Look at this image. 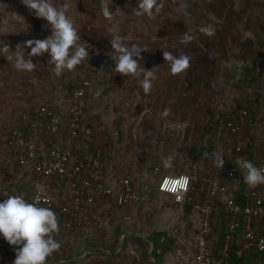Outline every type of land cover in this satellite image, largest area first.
<instances>
[{"label": "rangeland", "instance_id": "374dc122", "mask_svg": "<svg viewBox=\"0 0 264 264\" xmlns=\"http://www.w3.org/2000/svg\"><path fill=\"white\" fill-rule=\"evenodd\" d=\"M55 2L59 4L65 0ZM66 2L80 36L79 43L89 48L99 42L110 43L108 29H118L125 43H137L146 49L142 51L138 61L141 72L152 68L157 73V79L148 95H144L139 87L138 77L120 74L112 86L111 96L108 98V102H112L107 115L115 124L122 121L129 134L125 151L122 155L118 154L122 165L116 166V174L129 175L137 183L143 180L154 184L163 173L187 172L193 176L200 198H205L208 180L217 177L219 172L215 171L210 157L200 155L198 149L191 151V146L200 148L204 143L206 125L211 117L215 118L217 108L225 99L224 105L233 103L241 95L243 98L248 95L253 98L259 92L257 86L260 84L257 80L240 83L232 80L230 74L222 75L223 62L217 50L221 46L215 41L214 34L220 36L219 32H222L220 38H223L225 26H228L224 22L234 21L239 15L247 18L254 10L264 8V0H161V11L152 18L137 17L134 14L137 0H110L113 21H106L102 17L100 0ZM0 8L1 15L5 18L0 25V45L7 43L12 50L24 51L27 58L30 48L25 45V41L43 39L49 35L47 22L32 15L21 0H0ZM181 9L184 10V15L180 14ZM258 21L262 24L264 22ZM206 25H211L214 29L211 36L199 31L201 26ZM185 31L193 38L182 44L180 37ZM235 32L234 28H227L230 36H234ZM252 43L240 44L244 58L253 57L252 52L256 49ZM236 45L231 40L226 44L227 48L233 46L237 53ZM256 48L259 53L255 52V58H258L263 45L256 43ZM164 51L173 55H187L188 67L176 75L170 74L164 60ZM31 59L36 65L34 69L21 72L6 57L0 55V178L8 171L14 172L17 165L19 168L16 170H21L4 145L6 132L20 123L21 112L30 106L31 109L37 103H44L47 99L63 101L68 96L67 86L61 85L58 89L54 87V77L57 76L53 66L48 64V54L33 56ZM75 68L80 67L77 65ZM8 97L15 99L8 100ZM2 101L11 109L7 111ZM165 110L168 115L162 116L161 113ZM117 113L119 118H116ZM97 121L96 127L99 128V119ZM241 122V130L246 126L253 136L258 134L254 130L257 127L246 118ZM215 132L219 133L217 128ZM214 148L218 153L217 145ZM168 155L174 157L170 168L166 169L155 163V158L160 161ZM7 179L0 181V192L8 185ZM152 188H155L154 185ZM154 194L149 200L126 207L116 205L112 198L108 202L111 204L108 205L109 215L103 217L98 213V227H90L78 234L73 239L74 245L68 250L53 252L46 264H153L147 253L149 246L146 239L151 234L163 232L176 242L171 243L169 250L177 254L181 248L179 260L185 264L189 253H185V247L180 245L182 243L179 240L188 244L193 240L195 228L184 225V212L181 211L183 207L174 204L170 196L159 192ZM101 203L98 208L103 209ZM106 212L104 210V215ZM195 219L196 215L186 221L193 223ZM115 231L120 232L119 243L109 247L106 241ZM86 243L89 246L84 249ZM67 251L69 254H66Z\"/></svg>", "mask_w": 264, "mask_h": 264}, {"label": "built area", "instance_id": "2783aa9c", "mask_svg": "<svg viewBox=\"0 0 264 264\" xmlns=\"http://www.w3.org/2000/svg\"><path fill=\"white\" fill-rule=\"evenodd\" d=\"M91 82L84 80L73 89L72 103L61 118L55 114L54 107L49 102L38 103L13 128L7 137L6 144L11 149V155L21 167H28L30 179L33 180L34 192L25 188L4 189L5 198L9 195H21L31 201L34 196H41V206L51 208L57 215L59 231L65 232L71 226H79L95 213L98 206L96 196L91 190L102 189L101 198L111 194L110 188L105 187L107 176L106 166L102 155L103 143L107 136L94 135L91 126L83 125L80 111L85 106L84 94ZM258 88V87H257ZM258 95V101L264 103V94ZM252 107L248 100L241 102L239 113L249 116ZM248 122L252 124V120ZM232 125L233 130L241 129L234 120L222 119L220 126ZM258 136L254 146V165L264 167V112L259 113L257 122ZM60 145L49 147L50 139L61 138ZM79 138L82 142L78 145ZM242 145L232 146L228 153L234 160L226 170V180L215 177L210 184L206 201H197L190 195L193 176L187 172L163 174L158 182V189L172 195L173 202L182 206L189 204L191 218L196 215L201 222L202 230L195 233L190 241V250L185 264H231L232 251L237 258L243 257L247 251H258L250 257V264H264V184L255 188L245 184L240 170L236 167L237 159H249V148ZM110 173L116 174L113 166ZM67 173L68 187L66 196L53 193V181L59 175ZM32 174V176H31ZM121 190L114 193V202L120 207H126L138 199L147 200L148 193L140 194L133 188L129 175L120 180ZM62 185V184H61ZM183 185V187H181ZM246 187L242 197L237 191ZM221 197L220 209L224 217L217 223L218 229H224L220 238L214 234L215 202L213 196ZM222 222V223H220ZM220 238V244L210 246L208 236ZM56 233L54 234L55 238ZM181 248L177 256H181Z\"/></svg>", "mask_w": 264, "mask_h": 264}, {"label": "trees", "instance_id": "16d2710c", "mask_svg": "<svg viewBox=\"0 0 264 264\" xmlns=\"http://www.w3.org/2000/svg\"><path fill=\"white\" fill-rule=\"evenodd\" d=\"M259 10H254L253 13L249 14L247 18H243V16L239 15L236 20H230V22H224V24H228L226 27V30L223 32V38H220L218 34H214L215 41L218 42L221 46L219 47L218 50V56L222 60V65H221V73L224 76L225 74H230L232 80L238 81L240 83H246L248 80L249 81H254L257 80L260 82L258 84V90H259V95L264 94V22L259 23L258 20L264 21V8L261 7L258 8ZM262 12V13H261ZM227 28H234L236 31L234 36L227 34ZM218 32V31H217ZM207 40V39H206ZM231 40L232 44H237L236 47H238V52L236 53V49H233V46H229L227 48L226 44L227 41ZM202 42L205 41L201 40ZM243 42H247L248 44L251 45L254 44L256 51V43L259 45H263V50L261 51V54L258 56V58H255L256 54L255 52H252L253 57L249 58H244V53L242 51L240 44ZM256 42V43H254ZM115 53L112 52L111 49V44L110 43H104V42H99L95 44V46L89 48V57L85 58L81 64L78 66L80 67L79 69L75 68L72 71H65L64 73L61 74V76L54 77V87L55 89H58V87H61V85L67 86V98H65L63 101H53L47 99L44 102H49L55 110V114L60 116L61 118L63 117V112L68 111L70 108V105L72 103V96H73V89L81 85V83L84 80H88L91 82V85L86 89L85 94H84V100H85V106L81 109L80 115L81 119L83 121V125L86 126H91L94 130L95 133L94 135L98 136H107V141L103 143L104 151H103V161L106 166V171H107V176L104 181V185L107 188H110L111 194L109 196H106L105 198H101L102 189H95L91 190L94 192L96 196V200L98 203V206L95 210V213L92 217H89L88 220L84 221L83 224L79 226H71L70 228H66L63 226V228L66 229L65 232L58 231L55 235L56 240L59 241L60 247L55 251H64L65 249H69L72 245H74L73 239L77 238L79 236L78 234L83 233L85 230L90 229V227H93V229H96L98 227V217H99V212L101 216L106 217L110 213L109 206L111 205L108 202L113 198L114 199V193L121 190V184L120 180L125 177L126 175L124 173L121 174H116L110 173L109 169L110 167L113 166L114 171L116 166H120L122 164L120 158L118 157L122 155V153L125 151V147L129 142V134L127 133V128L124 126V123L122 121H118L117 124L113 123V121L108 117L107 114H109V108L111 106V102H108V98L111 96L112 92V86L115 83L116 79L120 77L119 73H114L112 70V64L113 61L111 59L110 55H114ZM56 79V80H55ZM258 83V82H257ZM99 93V95H97ZM243 100H248L251 104V111L249 116L242 115L239 113V108L241 107V102ZM226 99L224 102L217 108V115L214 117H211L208 124L206 125V131L207 133L205 134V140L204 143L200 145V148H197L196 146L192 145L191 146V151L199 150L200 155L205 156V151L206 153H211L215 151V145H217L218 148V153L221 155H224V165L222 168L218 169L215 167V171H218L219 174L217 177L222 178L223 180H226V170L227 168L234 163V160L229 157V149L234 146V145H242L244 147H248L247 149L249 150V159L253 164L255 163L254 157H255V152H254V146L256 143L257 138L259 139L258 136V130L257 128L254 129L258 134L254 136V141L248 142V143H243L240 139L241 134V129L238 130H233L232 125L226 124L224 127H220V121L222 119H225L226 121L228 120H234V124H239L241 125V120L245 119L252 120V124H254L257 127V122L259 121V113L264 112V103L258 101V95L254 96L251 98L250 95L243 96L241 95L240 97H237L236 100H234L233 103H226ZM256 101L257 103H255ZM116 118H119V114H116ZM96 118V119H95ZM99 119L100 124L98 127H96V122ZM116 120V119H115ZM98 123V121H97ZM19 125V124H18ZM215 128H217L219 133L215 132ZM61 138H52L50 139V144L49 147H56L60 145V139ZM82 142V138H79L78 140V145H80ZM207 142V144H205ZM214 143V145H212ZM216 152V151H215ZM117 153V155L115 154ZM158 153V152H157ZM156 153V154H157ZM120 154V155H118ZM162 159L159 161L157 158L154 160L156 161L155 163L157 165L162 164ZM18 164V163H17ZM16 168H19L17 165ZM164 168V167H163ZM20 173H18V176H15L16 178L14 179L13 182L8 183L6 186L7 189H12L14 188H25L29 189L30 192H34L33 189V180L30 179V171L28 167H21L20 166ZM117 169V168H116ZM166 174V173H163ZM161 174L160 177L163 175ZM215 178V177H214ZM133 184V188L136 189L137 192L140 194L143 193H148L149 197L147 200L150 198H153L154 192H159L164 195L170 196L169 198L173 200L172 195L163 193L159 191L158 189V182L159 179L157 180L156 183H151L148 181L145 183L143 180L142 182H136L133 178H130ZM208 185L206 186V191L204 196L205 198H200V193L196 190L198 186L195 185V183L192 181L191 183V189H190V195L192 196L193 199H196L197 201H206L210 195H209V190H210V184L212 182L211 180H208ZM62 184V185H61ZM145 184H149L145 185ZM53 185L56 186L57 188L54 189L53 186L52 192L57 193L58 192V186H61L60 190V196H66V188L68 187V177L67 173L59 175L56 180L53 181ZM154 185L155 188H152ZM246 187L244 186L242 189L236 192L239 196L242 197L243 200V193L246 191ZM219 194L213 196V198H217V202H215V220H214V234H218L219 237L221 238L224 234V229H218L217 228V223L219 222L220 219L224 217V212L220 209V203L221 197L218 196ZM103 201V203H101ZM139 201H144L141 199H138L136 201L131 202L129 205H132L135 202ZM101 203V207L103 206V209L98 208L99 204ZM115 203V202H114ZM116 204V203H115ZM174 204H178L175 203ZM108 206V207H107ZM190 205L185 204L184 209H185V225L186 226H191V228H195L194 233L192 234L193 240L195 233H199L202 230V225L200 222V219L197 218L193 220L192 222L186 221V219H193L190 218L191 212H190ZM104 210L107 212L104 215ZM109 210V211H108ZM110 218V217H109ZM93 223L92 225H89L90 223ZM222 223V222H220ZM111 230L113 232L114 228L113 226L111 227ZM123 235V234H122ZM120 237V232L115 231L114 234L109 237V240L106 241V245L109 247H112L119 243L118 239ZM220 238L219 239H213L211 234L208 236V244L210 246H216L220 244ZM173 244H175L174 239H170ZM88 243V241H87ZM86 243L85 248L87 249V246H89ZM184 247L185 253H189V251L192 249L191 244H184L181 242ZM100 247V246H99ZM258 251H247L243 255V257L237 258L235 256V252L232 251L233 258L231 260V264H250V257L252 255L257 254ZM66 254H69V251L66 252ZM60 255V254H59Z\"/></svg>", "mask_w": 264, "mask_h": 264}, {"label": "clouds", "instance_id": "9594fccd", "mask_svg": "<svg viewBox=\"0 0 264 264\" xmlns=\"http://www.w3.org/2000/svg\"><path fill=\"white\" fill-rule=\"evenodd\" d=\"M21 2L32 15L47 22L50 34L43 39L25 41V45L30 48L27 58L24 51L12 50L7 43L0 45V55L6 57L17 71H32L36 65L31 57L47 53L48 64L53 66L56 76L59 77L65 71H72L75 66L89 57V47L79 43L80 36L66 0L59 4L55 0H21ZM110 5V0H100V13L106 21L114 20ZM161 8V0H137L134 14L137 17L152 18L160 13ZM180 14H185L183 9ZM108 31L111 49L115 53L110 55L113 61V72L127 77H138L139 87L144 95H148L152 90L153 82L157 79V73L153 72L152 68L141 72L138 67L141 53L146 49L137 43H125L118 29L109 28ZM199 31L207 36L214 33L211 25L201 26ZM192 38L185 31L180 37V43L186 44ZM163 56L168 64V71L172 75L181 73L188 67L187 55H173L171 52L164 51ZM161 115L167 116V110ZM205 156L210 157L212 164L218 169L225 163V156L215 151L205 153ZM173 159L172 155L164 157L163 167L170 168ZM235 165L239 171L243 170L240 173L249 187L255 188L257 185L264 184V167H258L250 160L243 158L237 159ZM58 231L57 215L51 208L41 206L39 194L31 201L21 195H9L0 200V238L14 249L15 257L12 264H46L47 258L60 247L59 241L54 239V234Z\"/></svg>", "mask_w": 264, "mask_h": 264}, {"label": "crops", "instance_id": "0c3cea01", "mask_svg": "<svg viewBox=\"0 0 264 264\" xmlns=\"http://www.w3.org/2000/svg\"><path fill=\"white\" fill-rule=\"evenodd\" d=\"M1 12H2V10L0 8V25H2V22H4V19H5L4 16L1 15ZM9 95H11V94L9 93ZM7 99L11 100V99H15V97H8ZM2 105H3V107L6 108L7 111L11 109L7 106L5 101H2ZM30 107H28L29 109L28 108L24 109L22 111L23 113L21 112L22 116H23V114L27 113L30 110ZM12 110L14 111V109H12ZM21 114H20V117H21ZM12 130L10 132L7 131L5 136H4V145L6 146V148H8V151H10V152H11L12 148L7 146L6 140H7V137L10 135V133L12 132ZM249 131L251 132V130H248V128L246 126L242 129L239 137L243 143H248V142L252 143V141H254V136ZM18 173H20V172L18 170H16V168L14 169V172L8 171L6 175L4 174L0 178V181L3 178L4 179L8 178L7 179L9 181L8 183H10L11 181H14V179L16 178L15 176H18L17 175ZM31 176H32V174H31ZM4 189H7V187H4L2 189V191L0 192V200L5 199V196L3 195ZM176 205H180V204H176ZM180 206H182V205H180ZM182 207H183L182 210L180 208H178V210L179 211L181 210L182 212H184V219H185L186 212H185L184 206H182ZM152 227H154V225L151 226L150 230L152 229ZM179 241L184 243V240L183 241L179 240ZM146 243L149 246V250L147 253L149 255V258L152 259L153 264H182V261L179 260V256H177V254H175L174 252H172L171 250L168 249L169 246H171L172 241L170 240V238H168V236L166 235L165 232L158 233V234H151L150 238L146 239ZM14 257H15V252H14L13 247L10 246L5 240L0 238V264H12V260L14 259Z\"/></svg>", "mask_w": 264, "mask_h": 264}]
</instances>
